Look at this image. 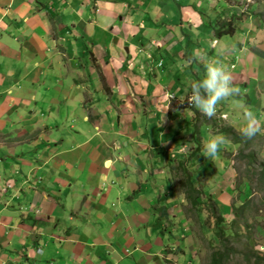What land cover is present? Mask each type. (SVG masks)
Instances as JSON below:
<instances>
[{
    "label": "crops",
    "instance_id": "1",
    "mask_svg": "<svg viewBox=\"0 0 264 264\" xmlns=\"http://www.w3.org/2000/svg\"><path fill=\"white\" fill-rule=\"evenodd\" d=\"M232 3L0 0V264L197 262L188 220L171 221L187 194L162 193L210 139L186 98L199 70L230 63L234 86L256 88L259 17Z\"/></svg>",
    "mask_w": 264,
    "mask_h": 264
},
{
    "label": "rangeland",
    "instance_id": "2",
    "mask_svg": "<svg viewBox=\"0 0 264 264\" xmlns=\"http://www.w3.org/2000/svg\"><path fill=\"white\" fill-rule=\"evenodd\" d=\"M237 2V5L232 3V6H238L234 10L238 14L243 13L245 17H259V20L255 19L253 21V27L255 32L264 37V33L261 35L262 29L264 30V0H262V10L259 13H255V15L251 13L252 9L250 10V8L253 7L252 3L256 2L257 4V0H252V2L251 0H237ZM230 17H235L232 11ZM246 24H250V21L246 22ZM238 37L239 34L235 37H226L224 42H236ZM252 38H254V35H252ZM262 41L261 47L263 48L260 49V52L264 53V40ZM235 47L236 45L229 47L231 49L227 50L230 53L227 59L234 61V58L238 57L241 59H238L241 63L245 62L248 58V53H238L235 51ZM221 62L228 67L229 71L230 68H234L230 66V63ZM253 66H250L251 72L247 73L249 79L257 82L256 88L250 90L251 96L248 92L243 93L246 85H237L241 90V95L237 96V99L233 102L232 112L228 110L227 104L221 101L217 105V110H221L218 113L219 115L216 114L211 119L199 115L200 117L196 119L195 116L198 115L194 114L193 118V124L195 123L196 127L200 128V133L204 131V123V126L208 127L205 133L201 134V137L205 135L207 138H212L213 136L221 135L219 133L220 129L230 128L233 129L239 138H243L244 142L242 140V144H238L235 147L231 141L232 144L227 140L228 144L221 145L220 151L214 159L204 157V143L199 142L197 148L200 150H197L199 152L196 155L195 153L190 155L192 153L190 151L184 152L187 158L186 160L183 159L182 162L185 165L188 164V166H185L186 172L183 171V175L178 176L179 180L177 185L175 184V188L173 186L172 191L165 189L162 193L166 195L167 192H171L174 202L177 201L178 203L181 200L176 197L175 189L177 188L180 192L187 194V197H183L181 204H178L179 211L176 210L175 218H171V221L175 219V222L178 223V220L181 219L185 220L186 218L188 220V227H180V230L191 235L194 247L192 258H197V262H192V264H210L211 254L215 247L219 245V241L216 239L215 223L217 221H222L221 226H226L224 229L231 231V234H228L232 235L229 240V246L235 251L248 253L249 249H252L259 256H264V104H262L264 101V86H261V83L264 82V61L255 63L256 68H253ZM247 71V65L241 68L242 73ZM199 73V78L202 81V75L206 71L199 70ZM249 86L247 90L251 88ZM240 103L245 106L248 105L247 107L255 113L262 128L260 133L249 139L248 145L245 142L247 139L240 132V129L244 126V121L240 120L238 122V119L242 118ZM221 114H225L227 117ZM223 120H226V123ZM251 154L254 156L253 164L251 158H247ZM194 155L195 157H193ZM156 166L161 168L158 165ZM186 173L190 174L188 178L190 183H188V175ZM164 179V176L158 177L159 182L164 181ZM223 180L227 181L229 188H227V183L223 182ZM192 183L195 184V188L189 185H192ZM205 186L207 189L202 188ZM212 188L215 189L211 190ZM193 198L195 204L192 202ZM173 203H171V208L174 206ZM157 215H159L158 211ZM181 236V233H177V237L181 238V241L187 238ZM178 247H181V245L179 244ZM185 257L180 261L181 264H191V258L187 257V254ZM231 257L230 264H253V259L248 263L242 256H236L235 253H232Z\"/></svg>",
    "mask_w": 264,
    "mask_h": 264
},
{
    "label": "clouds",
    "instance_id": "3",
    "mask_svg": "<svg viewBox=\"0 0 264 264\" xmlns=\"http://www.w3.org/2000/svg\"><path fill=\"white\" fill-rule=\"evenodd\" d=\"M205 69V78L191 84L186 98L193 107L211 119L216 115L217 105L221 101L241 95V90L234 86L228 67L221 61L209 62L205 65ZM239 106L242 108L241 117L244 121V126L240 129L241 135L246 139H251L262 131L260 122L250 108L242 103ZM226 142L227 138L223 135H216L205 141L203 144L204 157L214 159L221 145Z\"/></svg>",
    "mask_w": 264,
    "mask_h": 264
},
{
    "label": "trees",
    "instance_id": "4",
    "mask_svg": "<svg viewBox=\"0 0 264 264\" xmlns=\"http://www.w3.org/2000/svg\"><path fill=\"white\" fill-rule=\"evenodd\" d=\"M230 29H226L225 33H230ZM220 32L219 30H216V34L218 35ZM104 90L106 89L105 86ZM198 116H195L196 119H198L200 116L198 113H195ZM207 120V119H206ZM208 121V120H207ZM204 123V121H202ZM196 126V124L194 123ZM205 125V123L203 124ZM220 128V127H219ZM219 133L227 138V140L231 141L234 145L242 144L241 141L243 138H239L238 135L233 131V129L230 128H222L220 129ZM245 138V137H244ZM244 142V140H243ZM246 144L248 145L250 140H245ZM247 158H251L252 164L254 163V156L251 154ZM264 176V175H263ZM264 178V177H263ZM190 185V184H189ZM191 186V185H190ZM193 190V189H191ZM195 193V192H194ZM189 198V197H188ZM192 202L194 203V198L192 199ZM195 204V203H194ZM243 209V208H242ZM216 225V239L219 241V245L215 247V250L211 254V261L210 264H230L231 261V254L235 253L236 256H242L246 262H250L253 259V264H264V256H259L257 252L252 251V249H249V252L247 253H239L235 251L233 248L229 246V240L232 237L230 230H225L224 228L226 226H221L222 221H217L215 223Z\"/></svg>",
    "mask_w": 264,
    "mask_h": 264
},
{
    "label": "built area",
    "instance_id": "5",
    "mask_svg": "<svg viewBox=\"0 0 264 264\" xmlns=\"http://www.w3.org/2000/svg\"><path fill=\"white\" fill-rule=\"evenodd\" d=\"M191 105V104H190Z\"/></svg>",
    "mask_w": 264,
    "mask_h": 264
}]
</instances>
